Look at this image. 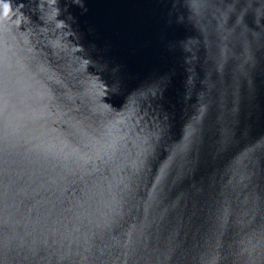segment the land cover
I'll return each instance as SVG.
<instances>
[{
    "label": "water",
    "instance_id": "water-1",
    "mask_svg": "<svg viewBox=\"0 0 264 264\" xmlns=\"http://www.w3.org/2000/svg\"><path fill=\"white\" fill-rule=\"evenodd\" d=\"M9 2L23 16L0 21V129L6 82L13 132L0 191L7 185L17 230L38 227L48 211L42 185L57 181L65 204L79 195L83 182L45 163L75 150L108 161L93 178L128 185L105 242L131 232L168 255L233 243L238 210L225 217L217 202L264 196V50L245 11L264 0ZM241 13L249 30L236 23ZM54 239L37 244L39 264H49Z\"/></svg>",
    "mask_w": 264,
    "mask_h": 264
},
{
    "label": "clouds",
    "instance_id": "clouds-1",
    "mask_svg": "<svg viewBox=\"0 0 264 264\" xmlns=\"http://www.w3.org/2000/svg\"><path fill=\"white\" fill-rule=\"evenodd\" d=\"M49 2L54 3L55 0ZM83 10L88 11L86 7ZM245 11L249 20L255 19L256 29L252 30V35L257 38L260 49L264 50V2L259 9L249 5ZM17 13L19 8L13 11L9 0H0V21L19 24L23 13ZM242 17L243 13L237 18L238 25L242 24ZM62 24V21L59 22L57 27ZM242 27L249 30L247 24H242ZM100 89L101 95L107 94L105 85L101 84ZM3 91L4 123L0 129V153L7 151L13 135L9 124L6 82ZM70 135L83 143L80 129H74ZM90 162L92 167L86 168ZM45 163L52 171L59 170L57 175L61 180L71 177V183L83 182V187L79 195L65 204L54 187L57 181L52 180L42 185L50 193L45 201L49 205L48 211L42 220L37 221L38 227H33L31 231L26 227L21 233L17 230L19 222L14 225L10 221L7 203L9 191L7 185H4L3 191H0V264H39L37 244L41 241L46 244L49 236L55 237L52 245H49V264L53 261L58 264L61 260H68L69 264H264V196L238 192L232 199L225 197L223 201L217 202L218 211L225 217L233 209V205L238 210L233 224L237 239L233 243L224 245L216 241L191 250L177 246L168 255L134 238L131 232L127 233V238L123 241H104L110 234L111 225L118 223V218L122 216L118 207L113 205L119 206L124 200L128 185L120 188L123 178L108 181L106 185V176L93 178L94 173L105 172L108 161L102 155L92 153L81 158L73 150L57 154L53 159H46ZM85 175L90 178V182L85 180ZM261 184H264V176L258 178L257 186ZM97 236L101 237L100 243L94 242Z\"/></svg>",
    "mask_w": 264,
    "mask_h": 264
}]
</instances>
